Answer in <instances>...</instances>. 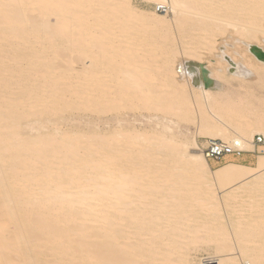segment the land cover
Returning <instances> with one entry per match:
<instances>
[{"label": "bare ground", "instance_id": "6f19581e", "mask_svg": "<svg viewBox=\"0 0 264 264\" xmlns=\"http://www.w3.org/2000/svg\"><path fill=\"white\" fill-rule=\"evenodd\" d=\"M155 1L172 18L131 0H0V264H186L180 251L201 242L215 250L213 264H240L241 257L243 264H264L263 211L240 216L226 191L264 176V155L256 167L212 170L195 140L128 133V120L120 126L127 109L153 106L195 114L202 138L252 151V138H264V95L240 89L247 68L264 73V61L250 52L264 51V0ZM229 26L239 29L240 42L251 41L238 53L245 65L225 52L212 65L236 89L218 87L197 52L214 51L213 34ZM176 29L185 38L198 33L196 42L167 48L166 91L149 93L148 82L131 79V35ZM65 57L69 63L56 67ZM66 72L68 82L61 79ZM78 76L76 89L71 80ZM68 92L82 104L89 134L39 124L73 106Z\"/></svg>", "mask_w": 264, "mask_h": 264}, {"label": "rangeland", "instance_id": "374dc122", "mask_svg": "<svg viewBox=\"0 0 264 264\" xmlns=\"http://www.w3.org/2000/svg\"><path fill=\"white\" fill-rule=\"evenodd\" d=\"M204 1H208V0H204ZM237 1H241V0H237ZM250 1H256V0H250ZM131 3L134 7L138 9L150 13L151 12L157 13L164 16L166 14L168 19L172 18V13L168 10L165 13L156 11V7H158L157 6L158 2L155 0H131ZM165 9H167V7H165ZM52 18L54 19V17ZM52 18L50 17L51 23L54 22ZM238 31L239 29L229 26L227 27L226 30H223L222 34L214 33L213 35H215L216 37L212 38L211 40L216 42L215 45L213 46L216 49L211 53H207L205 52V50H201V49L197 50L199 57H201L203 61H205V63L208 66H210L211 69H209V71L212 72V77L217 81L218 87L222 89L223 87L236 89L237 88L236 81L234 80L228 82H226L225 80L223 81L224 76L222 77V74H220L221 71L220 66H215L212 64H215L218 58L221 59L224 52H225V56L227 55L228 59H230L231 55L235 57L233 61L234 63H238V65L241 62L242 63L240 65L244 63L246 58H244L243 60L242 57H239L238 53L241 54L242 50L245 47L244 45L250 44L249 42L251 41L247 42L246 40L244 41L242 39V41L246 43L240 42L241 38H240V33ZM134 34L136 35H131L132 39H134V42H132V46L129 48V50L132 51L133 54L137 57L135 60L132 59L130 60V64H131L130 69L132 70L133 73L131 76L132 81L135 80V78H138L139 81H137L138 83L136 85L139 86H142L143 83L148 82L149 84L148 92L152 94L166 91L163 88L164 78L162 76V72L164 68L161 67V61L162 60L165 61L166 59L163 56L165 54L166 55L168 54L167 48L172 47L173 50H178L190 46L192 47V45L196 42V36L198 35V33L191 32L190 33L191 36H188L187 38L183 37L181 30H177V29L175 31H172L166 36H164V34H153L150 32H141V33L138 32ZM157 37L160 38L165 37V38L161 40L162 42L160 43L159 41L156 40ZM238 42L239 45H237ZM251 44L255 45L256 42L255 43L252 42ZM260 46L264 47V45H260ZM45 55L51 56L52 53L50 51H47ZM240 59H242L243 61ZM178 60L179 59H177V61ZM165 62L168 63L169 59H166ZM67 63H69V59L66 57L61 60H56L55 62L56 67L58 65H67ZM244 65H242V67ZM74 66L78 67L79 65L75 64ZM169 66L171 65L167 64L166 67ZM247 69L249 71V75L247 80L241 81L242 89H240V91L245 93V95L247 94V92L248 94H253L254 97L263 96L264 73L258 74L255 70L251 68H247ZM215 75L220 76L221 80H219L218 78L216 79ZM61 79L65 82H68V79H70V77H68V72H66L65 76L61 77ZM71 81L75 82L74 86L76 89H79L82 86L81 76H78L77 79H73ZM213 90H217V87H213ZM70 91L71 89L69 90V92ZM69 92L67 93L68 103L73 106H70V109L68 107L63 108L64 109L63 112L59 114L56 113L51 117L49 116L50 118L49 117L44 118V116L43 118L41 117V119L39 118L40 122L43 121L41 122L42 124L40 122L39 124L42 126L44 125V127L50 129L58 128L59 129L58 131L65 134H78L81 132L89 134L90 132L89 129L91 128L92 124L90 125L87 123L85 117L86 113L85 111L82 110V104L80 102H77L75 96L70 95ZM254 97H252L251 100L254 101L253 103H256L257 101ZM132 101L135 102L134 97ZM104 117L105 120L102 123H106V122L110 123V117L115 118V116H111V115ZM122 119L124 120V122L120 120V126L124 127L126 125L125 121L128 120L129 121L128 126L133 130L128 133H133L134 131H141V132H149L153 134H164L178 143H190L193 140H195L201 149H203V147H205L206 145L207 138H202L201 134H199L200 125H198L199 127L197 126L198 117L195 114L185 116L178 113L177 111L166 113L160 110L157 111V109H155L153 106L151 107V109H146L145 106L138 104V107L136 108L127 109ZM28 121L29 119L24 120L23 125L26 126V123H28ZM24 126H23L24 128L23 132L27 133L28 131L25 130L26 127ZM108 126L102 125L101 127L103 128ZM59 137H61V135H59ZM258 155H264V148L258 149V153H255V155L253 156L246 155L243 158V161L228 162L225 164H216L213 162H209V165L212 170L230 164L243 165L247 167H256ZM180 165L181 164H172V166H180ZM186 174L188 175L189 173ZM187 175H183V177L187 178L188 177ZM188 178L192 179V177H188ZM189 180H185V181L191 182ZM226 191L229 192L230 197H232L233 203H235V206H233L232 209H234L240 216H244L245 214H248V212H250V214H252L253 212L256 213L257 215L259 211L260 212L263 211L262 213L264 214V176L260 178L248 180L245 182L235 183L232 186L227 185ZM221 194L223 196V193ZM238 203L239 206L241 207H237ZM250 206L251 207L253 206L252 207L253 209ZM241 211L245 213L243 214ZM229 224L231 225V223ZM251 246L253 245L251 244ZM207 247L208 246H205V243L202 242L196 244H189L188 246L184 247V249L181 250L180 253L182 255L183 254L185 255L184 262H186V264H213L212 259L214 258V256H216L215 250H213L212 246H209L208 248ZM243 262L244 260L241 257L239 263L243 264Z\"/></svg>", "mask_w": 264, "mask_h": 264}, {"label": "built area", "instance_id": "2783aa9c", "mask_svg": "<svg viewBox=\"0 0 264 264\" xmlns=\"http://www.w3.org/2000/svg\"><path fill=\"white\" fill-rule=\"evenodd\" d=\"M157 12L165 13L166 9L157 7ZM253 146L252 151H243L238 147L237 142L227 143L221 140L208 139L203 147V154L209 162L216 164H225L228 162L243 161L246 155H255L258 149L264 148V138L260 135H255L251 140Z\"/></svg>", "mask_w": 264, "mask_h": 264}, {"label": "water", "instance_id": "95a60500", "mask_svg": "<svg viewBox=\"0 0 264 264\" xmlns=\"http://www.w3.org/2000/svg\"><path fill=\"white\" fill-rule=\"evenodd\" d=\"M250 52L260 61H264V51L257 46H252ZM202 78L204 82V87L209 88L213 85V81L207 77V72L204 70L202 72Z\"/></svg>", "mask_w": 264, "mask_h": 264}]
</instances>
